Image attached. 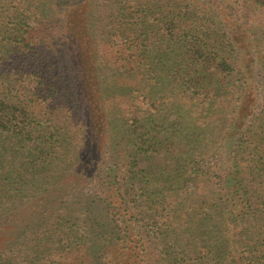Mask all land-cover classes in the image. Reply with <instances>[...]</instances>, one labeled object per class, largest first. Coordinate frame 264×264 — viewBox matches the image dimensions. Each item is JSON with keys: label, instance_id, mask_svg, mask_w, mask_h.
I'll list each match as a JSON object with an SVG mask.
<instances>
[{"label": "trees", "instance_id": "16d2710c", "mask_svg": "<svg viewBox=\"0 0 264 264\" xmlns=\"http://www.w3.org/2000/svg\"><path fill=\"white\" fill-rule=\"evenodd\" d=\"M92 1L0 0V264H264V0Z\"/></svg>", "mask_w": 264, "mask_h": 264}, {"label": "rangeland", "instance_id": "374dc122", "mask_svg": "<svg viewBox=\"0 0 264 264\" xmlns=\"http://www.w3.org/2000/svg\"><path fill=\"white\" fill-rule=\"evenodd\" d=\"M16 6H23L32 14V17H38V20L48 21V19L54 15V10L56 7V0H13ZM119 0H93L92 4L95 7V11L99 10L98 17L96 18L99 21L100 26L105 22L106 14L104 8H108L113 4V2H118ZM179 1V0H178ZM49 13L52 15L50 16ZM27 15V16H28ZM57 18V16H56ZM58 50V49H57Z\"/></svg>", "mask_w": 264, "mask_h": 264}]
</instances>
